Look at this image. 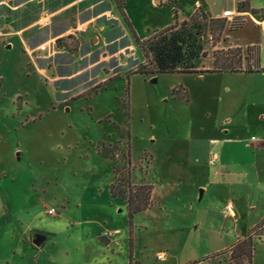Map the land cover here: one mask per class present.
Listing matches in <instances>:
<instances>
[{
	"label": "rangeland",
	"instance_id": "1",
	"mask_svg": "<svg viewBox=\"0 0 264 264\" xmlns=\"http://www.w3.org/2000/svg\"><path fill=\"white\" fill-rule=\"evenodd\" d=\"M191 1L178 3L187 11ZM93 3V14L78 12L76 27L68 22L81 42L63 37L56 47L50 37L68 29L52 25L14 32L13 44L0 41V264H35L32 247L21 241L31 221L46 238L38 264H264V222L250 230L253 252L246 256L235 246L247 236L233 240L219 199L190 210L187 178L180 180L186 161L202 158L206 137L199 126L211 125L230 104L223 92L230 82L216 75L126 78L143 62L136 38L169 23L171 12L151 0H126L124 12L113 0ZM238 25L242 17H233L224 33L209 38L204 67H211L212 52L223 61L220 52L242 50L237 38L244 33L230 30ZM120 141L130 145L132 183L158 187L151 210L132 222L126 204L110 195L112 161L96 149ZM51 208L56 213L49 216ZM93 210L96 222L86 223ZM244 213L246 219L250 212ZM252 213L250 224L261 219ZM195 258L201 259L190 262Z\"/></svg>",
	"mask_w": 264,
	"mask_h": 264
},
{
	"label": "crops",
	"instance_id": "2",
	"mask_svg": "<svg viewBox=\"0 0 264 264\" xmlns=\"http://www.w3.org/2000/svg\"><path fill=\"white\" fill-rule=\"evenodd\" d=\"M100 1L112 3V0H97V2ZM168 1L151 0V5L154 8L167 7L172 17L169 23L156 27L155 31L174 24V10L179 22L187 21L196 12H203L213 19L226 18L228 21L233 17L240 16L243 19V25L234 33L237 35L243 32L245 37L242 41L237 38L238 47L242 48L244 56L246 48L255 47L258 51L259 71L247 72L243 67L244 71L239 72L189 74L197 75L204 80L212 75L220 77L219 79L228 80L230 82L229 91L224 88L223 92L226 95L229 94L230 104L228 103L226 108H219L217 114L220 118L218 117L219 119L211 125L209 123L206 127L199 126L200 132L206 137L202 158H196L194 163L186 161L187 168L180 175V180L184 181L187 178V181H184L185 188L190 189L191 193L188 208L191 210L205 199L208 201L219 199L220 202L217 203L221 205L218 207V214L223 216L226 205L232 203L234 205V219L223 217L231 221L232 229L230 230L235 233L233 240L238 242L248 236L250 230L255 226L264 222V0H193L191 1L192 7L187 11L181 9L179 0H174V6L169 5ZM246 1L250 9L256 10L257 14L238 10L239 4ZM93 2L94 0H0V32H4L0 36V41L12 43V38H8V35L14 32L29 33L30 30L41 26L52 25L60 29L62 27L68 29L70 20H72L73 26L78 24V12L83 11V8H86L84 12L93 14ZM100 28L103 29L104 26ZM74 36L76 35L68 29L65 34L54 35L49 40L58 47L57 41L59 39ZM77 38L81 42L80 37ZM244 63L245 61L243 65ZM252 68L254 69V67ZM185 100L189 102L188 98ZM213 141L217 143L213 145L211 143ZM213 149L219 154L220 173L218 175H214L208 165L209 154ZM153 185H151L152 196H157L158 187L154 181ZM222 195H224L225 202H221ZM118 201L121 202V200ZM78 207L83 209L85 207L94 208L92 205L83 204H78ZM47 210L45 211L46 214L52 216L48 214ZM94 210L91 213V219L86 220V223L93 224L96 222L92 220L94 219L92 217L97 214ZM149 210L151 209H147L145 212ZM244 210L250 212L246 219ZM255 211H258L261 219L250 224L248 220L253 214L252 212ZM106 215L109 217L108 212ZM21 221L23 220L21 219ZM32 223L33 221L26 223L21 241L23 244L32 247L35 254V264H38V258L42 254L41 250L46 238L43 234L44 231L30 227ZM199 225V222L195 223L196 228ZM109 231L111 230H106V233ZM112 232L117 233L116 235L121 233L120 229H114ZM38 235L43 236L44 240L39 246H36L34 240ZM100 235L102 234L100 233ZM201 258H205V256ZM201 258L192 259L190 262L198 261Z\"/></svg>",
	"mask_w": 264,
	"mask_h": 264
},
{
	"label": "trees",
	"instance_id": "3",
	"mask_svg": "<svg viewBox=\"0 0 264 264\" xmlns=\"http://www.w3.org/2000/svg\"><path fill=\"white\" fill-rule=\"evenodd\" d=\"M125 1L114 0L121 12H124ZM238 10L250 11L252 14L258 13L256 10L250 9L247 1L239 4ZM173 14L174 24L172 26L154 31L143 40L136 38L143 55V62L134 71L128 73L126 78L133 74L239 72L243 70L244 61L247 63V67L244 68L245 71H259L258 51H256L254 62L249 56L250 51H253L252 47L247 49V56L243 55L242 50H238L236 56L233 53L231 55L229 52H220L225 57L223 61L215 52H212L211 67H204L210 55L207 48L209 38H212L216 33H224L228 20L226 18L213 19L203 12H196L187 21L179 22L175 10ZM238 28L240 25L231 26L230 30ZM209 46L213 49L215 44L210 43ZM101 86L102 84L95 86L92 92ZM96 149L100 155L112 161L113 181L110 185V195L126 204L129 222H132L136 214L145 212L152 206V186L150 184L134 185L132 183L131 150L128 142L120 141L117 144L99 142ZM251 238L252 234H249L245 240L238 242L235 246V248L241 249L243 254H248L249 257L253 252Z\"/></svg>",
	"mask_w": 264,
	"mask_h": 264
},
{
	"label": "built area",
	"instance_id": "4",
	"mask_svg": "<svg viewBox=\"0 0 264 264\" xmlns=\"http://www.w3.org/2000/svg\"><path fill=\"white\" fill-rule=\"evenodd\" d=\"M253 140L255 138H252ZM213 145H215L217 142L213 141L211 142ZM208 165L209 167L212 169V173L214 175H218L220 173V169H219V154L218 152L213 149L210 151L209 154V158H208ZM48 214L52 215L54 213H56V210L54 208H51L49 210H47ZM223 214L227 217H234V205L232 203H229L226 205ZM105 235H108V233H106Z\"/></svg>",
	"mask_w": 264,
	"mask_h": 264
},
{
	"label": "water",
	"instance_id": "5",
	"mask_svg": "<svg viewBox=\"0 0 264 264\" xmlns=\"http://www.w3.org/2000/svg\"><path fill=\"white\" fill-rule=\"evenodd\" d=\"M43 240H44V237L41 235H38V236H36V238L34 240V244L36 246H39L43 242Z\"/></svg>",
	"mask_w": 264,
	"mask_h": 264
}]
</instances>
